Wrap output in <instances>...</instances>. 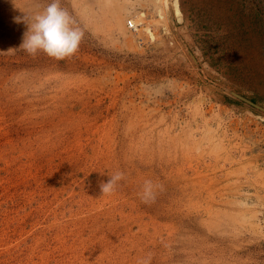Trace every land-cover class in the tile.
I'll list each match as a JSON object with an SVG mask.
<instances>
[{
	"label": "rangeland",
	"instance_id": "1",
	"mask_svg": "<svg viewBox=\"0 0 264 264\" xmlns=\"http://www.w3.org/2000/svg\"><path fill=\"white\" fill-rule=\"evenodd\" d=\"M48 3L0 0V264H264V0H62L64 60Z\"/></svg>",
	"mask_w": 264,
	"mask_h": 264
},
{
	"label": "clouds",
	"instance_id": "2",
	"mask_svg": "<svg viewBox=\"0 0 264 264\" xmlns=\"http://www.w3.org/2000/svg\"><path fill=\"white\" fill-rule=\"evenodd\" d=\"M82 38V29L63 7L62 0H49L45 10L28 24L20 49L31 56L42 52L55 60H64L78 52ZM124 179L125 173L117 170L106 181H99L100 193L105 196L113 194ZM157 187L152 180H145L139 194L141 201L145 204L154 203ZM139 264H148V261L143 260Z\"/></svg>",
	"mask_w": 264,
	"mask_h": 264
},
{
	"label": "bare ground",
	"instance_id": "3",
	"mask_svg": "<svg viewBox=\"0 0 264 264\" xmlns=\"http://www.w3.org/2000/svg\"><path fill=\"white\" fill-rule=\"evenodd\" d=\"M157 2L162 4L163 9L167 11L171 10L173 15L180 20L182 14L180 11L179 0H157Z\"/></svg>",
	"mask_w": 264,
	"mask_h": 264
},
{
	"label": "built area",
	"instance_id": "4",
	"mask_svg": "<svg viewBox=\"0 0 264 264\" xmlns=\"http://www.w3.org/2000/svg\"><path fill=\"white\" fill-rule=\"evenodd\" d=\"M126 24H127V28H128L129 30H131V31H133V32H135V33L138 32V26H139V23L136 24L135 21L128 20Z\"/></svg>",
	"mask_w": 264,
	"mask_h": 264
}]
</instances>
